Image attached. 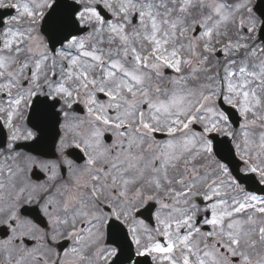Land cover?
<instances>
[{
    "label": "snow or ice",
    "instance_id": "snow-or-ice-1",
    "mask_svg": "<svg viewBox=\"0 0 264 264\" xmlns=\"http://www.w3.org/2000/svg\"><path fill=\"white\" fill-rule=\"evenodd\" d=\"M0 264H264V0H0Z\"/></svg>",
    "mask_w": 264,
    "mask_h": 264
}]
</instances>
